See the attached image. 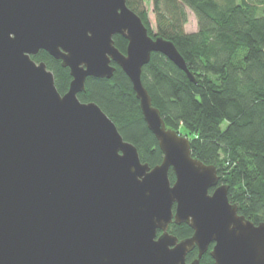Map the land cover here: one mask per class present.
Listing matches in <instances>:
<instances>
[{
	"label": "water",
	"instance_id": "95a60500",
	"mask_svg": "<svg viewBox=\"0 0 264 264\" xmlns=\"http://www.w3.org/2000/svg\"><path fill=\"white\" fill-rule=\"evenodd\" d=\"M40 50L68 68L63 94L32 59ZM153 52L195 82L174 43L149 34L126 0H0V264H199L207 251L214 264H264V222L238 213L215 165L194 157L153 105L141 80ZM114 64L162 152L153 167L78 97ZM171 223L192 235L179 239Z\"/></svg>",
	"mask_w": 264,
	"mask_h": 264
},
{
	"label": "trees",
	"instance_id": "16d2710c",
	"mask_svg": "<svg viewBox=\"0 0 264 264\" xmlns=\"http://www.w3.org/2000/svg\"><path fill=\"white\" fill-rule=\"evenodd\" d=\"M146 1L126 0V4L141 17L149 34L174 43L195 78L191 81L165 55L151 53L141 80L153 105L167 127L187 135L194 157L215 165L219 183L228 185L229 200L238 206V213L254 223L264 222V0H148L155 32ZM186 8L197 19L194 32L185 30ZM113 39L125 52L127 41L119 34ZM32 59L45 62L57 90L67 91L71 76L60 60L44 50ZM78 97L101 107L123 138L137 147L142 162L151 167L161 162L157 140L119 66L109 79L88 77ZM169 178L174 180L172 170ZM168 231L179 239L193 232L186 223H171ZM196 256L194 249L186 260ZM199 264H214L208 251Z\"/></svg>",
	"mask_w": 264,
	"mask_h": 264
},
{
	"label": "rangeland",
	"instance_id": "374dc122",
	"mask_svg": "<svg viewBox=\"0 0 264 264\" xmlns=\"http://www.w3.org/2000/svg\"><path fill=\"white\" fill-rule=\"evenodd\" d=\"M146 7L148 9V16H149L151 28H152L153 32H155L154 15H153V12H152L151 3L148 0L146 1ZM186 12H187V15H188V21H187V23L185 25V30L187 32H194V31L197 30V19H196L194 13L189 8H186ZM182 133H179V134L183 135ZM183 136H187V135L184 134Z\"/></svg>",
	"mask_w": 264,
	"mask_h": 264
},
{
	"label": "flooded vegetation",
	"instance_id": "af4514ba",
	"mask_svg": "<svg viewBox=\"0 0 264 264\" xmlns=\"http://www.w3.org/2000/svg\"><path fill=\"white\" fill-rule=\"evenodd\" d=\"M36 55V54H35ZM34 56V55H33ZM212 247V246H211Z\"/></svg>",
	"mask_w": 264,
	"mask_h": 264
}]
</instances>
